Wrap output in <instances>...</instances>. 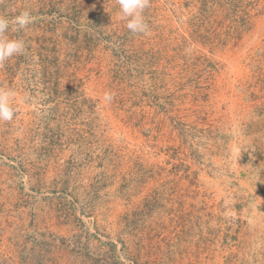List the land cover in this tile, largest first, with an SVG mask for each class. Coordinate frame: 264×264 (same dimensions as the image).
<instances>
[{"label":"rangeland","instance_id":"rangeland-1","mask_svg":"<svg viewBox=\"0 0 264 264\" xmlns=\"http://www.w3.org/2000/svg\"><path fill=\"white\" fill-rule=\"evenodd\" d=\"M23 10L0 264H264V0H150L147 35L116 0Z\"/></svg>","mask_w":264,"mask_h":264},{"label":"clouds","instance_id":"clouds-1","mask_svg":"<svg viewBox=\"0 0 264 264\" xmlns=\"http://www.w3.org/2000/svg\"><path fill=\"white\" fill-rule=\"evenodd\" d=\"M119 7V19L134 35L149 34V25L145 21L144 11L150 6V0H116ZM33 21L30 11L23 10L11 19L0 16V66L7 60L25 54L26 45L21 39L9 38L6 33L10 26L15 30L27 28ZM16 93L12 89L0 87V122H11L15 118L16 110L13 107ZM112 95L104 94V101L111 102ZM123 259V258H122Z\"/></svg>","mask_w":264,"mask_h":264}]
</instances>
